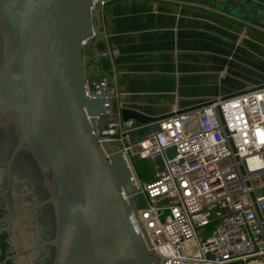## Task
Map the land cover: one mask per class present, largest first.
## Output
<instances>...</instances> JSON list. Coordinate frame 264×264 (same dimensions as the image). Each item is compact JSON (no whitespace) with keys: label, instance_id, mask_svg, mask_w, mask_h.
Listing matches in <instances>:
<instances>
[{"label":"water","instance_id":"water-1","mask_svg":"<svg viewBox=\"0 0 264 264\" xmlns=\"http://www.w3.org/2000/svg\"><path fill=\"white\" fill-rule=\"evenodd\" d=\"M222 1V12L264 29L263 8ZM91 7L92 0H0V132L14 140L0 168L11 190L17 159L29 156L47 176L48 191L42 202L4 220L51 206L55 235L33 250L52 248V264H157L133 220L134 174L96 128L95 117L109 108L85 94V79L95 75L84 74L83 59L103 51L102 41L83 48L93 35ZM121 115L142 125L160 120L131 110Z\"/></svg>","mask_w":264,"mask_h":264},{"label":"built area","instance_id":"built-area-1","mask_svg":"<svg viewBox=\"0 0 264 264\" xmlns=\"http://www.w3.org/2000/svg\"><path fill=\"white\" fill-rule=\"evenodd\" d=\"M105 3L92 0V17ZM97 37L93 27L83 48ZM85 94L109 108L95 117L98 134L132 172L133 161L160 162L149 181L133 172V220L157 264H264V86L147 125L112 110L118 94L107 76L86 78ZM207 227L202 240L197 230Z\"/></svg>","mask_w":264,"mask_h":264},{"label":"crops","instance_id":"crops-1","mask_svg":"<svg viewBox=\"0 0 264 264\" xmlns=\"http://www.w3.org/2000/svg\"><path fill=\"white\" fill-rule=\"evenodd\" d=\"M105 1L92 17L103 51L86 56L83 72L108 77L120 110L163 119L264 86V29L222 12V0ZM12 146L1 139L0 166ZM16 182L14 173L8 190L0 168V264H52L50 247L33 250L49 240L44 210L4 220L32 206Z\"/></svg>","mask_w":264,"mask_h":264},{"label":"rangeland","instance_id":"rangeland-1","mask_svg":"<svg viewBox=\"0 0 264 264\" xmlns=\"http://www.w3.org/2000/svg\"><path fill=\"white\" fill-rule=\"evenodd\" d=\"M241 3V6H243L244 8H251L253 10H258L260 8L264 9V5L261 4H257V3H252V1L250 2L249 0H239ZM212 6L216 5V3L213 1L211 3ZM220 7L224 10L225 9V4H220ZM227 8V6H226ZM97 14V13H96ZM95 14V15H96ZM94 15V17H95ZM95 41V40H94ZM92 41V42H94ZM91 42V43H92ZM98 42V40L96 39V41L94 43ZM87 61V57H84L83 62ZM2 133V132H1ZM6 134H9L7 137H2L0 138V142L1 139H4L5 143H8L9 140H12V136L10 135L9 132H7ZM13 144H14V140H13ZM135 161L132 162V165L136 166L139 169H146L147 165L149 164V168L152 170V176L154 175V169L157 166H160V162L155 160V163L152 161H140L139 163H134ZM134 163V164H133ZM134 166H133V172L134 171ZM15 173V181H17L15 183V188L16 190H20L22 192L25 191H29L31 192V196L29 195L27 198H29V201H31L32 205H36L40 202H42L43 200H45L48 197V191H47V184H45V177H47L46 175L44 176V174H41L38 166L35 164V162L29 157L26 156L24 154H22L16 161L15 165H14V169H13V174ZM12 174V177H13ZM29 194V193H27ZM136 204L138 207L141 206V199L137 198L135 199ZM46 212V217L48 219V228L51 229L49 231V240L51 238L54 237V233H55V223H54V216H53V211L51 206H46L43 209ZM212 228L211 227H207L204 229H198L197 230V234L198 237L202 240H204L206 237H208L211 233ZM53 250L51 248V263L53 262Z\"/></svg>","mask_w":264,"mask_h":264},{"label":"trees","instance_id":"trees-1","mask_svg":"<svg viewBox=\"0 0 264 264\" xmlns=\"http://www.w3.org/2000/svg\"><path fill=\"white\" fill-rule=\"evenodd\" d=\"M140 161L144 162L145 160H138V161H135L134 163H139ZM134 171H135L134 172L135 176L141 181H149L153 178L152 177V170L149 168V164L147 165L146 169H139L136 166H134Z\"/></svg>","mask_w":264,"mask_h":264}]
</instances>
